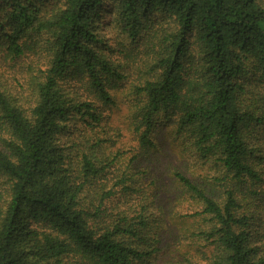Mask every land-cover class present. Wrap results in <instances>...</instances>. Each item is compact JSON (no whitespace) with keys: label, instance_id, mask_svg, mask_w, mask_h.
<instances>
[{"label":"trees","instance_id":"trees-1","mask_svg":"<svg viewBox=\"0 0 264 264\" xmlns=\"http://www.w3.org/2000/svg\"><path fill=\"white\" fill-rule=\"evenodd\" d=\"M0 264H264V0H0Z\"/></svg>","mask_w":264,"mask_h":264},{"label":"rangeland","instance_id":"rangeland-1","mask_svg":"<svg viewBox=\"0 0 264 264\" xmlns=\"http://www.w3.org/2000/svg\"><path fill=\"white\" fill-rule=\"evenodd\" d=\"M19 67L20 66H16L15 68H11L10 67H6L7 69V75H8V78H10V80L13 82V79H12V76L16 75L17 73H19ZM5 69V70H6ZM120 91V90H119ZM125 90H123L122 92L124 93ZM123 93L119 92L118 95L121 96L123 95ZM115 110V109H114ZM124 116H125V109L123 107V109L121 110H115L113 113H112V123L113 124H119L120 126L121 125H124L123 124V121L124 120ZM157 133L159 135H161L163 138H164V143L161 145L163 146V151H165V156H164V163H163V166H167L169 163H176L177 165H179V162L175 160V156H173L171 153V151L169 150L170 147H168V144H169V139L172 138L170 133H168L167 131V127L166 126H162L160 125L157 129ZM128 135V131H126L125 129L123 130V136L120 137L119 141L117 142V145H121V142H123V144H125L127 146V148H125V150L129 149V137L127 136ZM170 137V138H169ZM172 140V139H170ZM124 145V146H125ZM188 161H190L188 159ZM188 161L186 160V166H185V163H184V167H188L187 170H188V173L190 176H194L196 177L197 174L199 173L200 169L198 170V168H193L191 167L194 163H190V165H188ZM190 170V171H189ZM262 188V187H261ZM258 191H260V187L257 188ZM167 250H169L167 248Z\"/></svg>","mask_w":264,"mask_h":264}]
</instances>
